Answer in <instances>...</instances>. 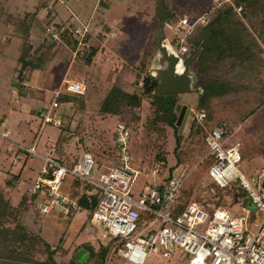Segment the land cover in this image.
<instances>
[{"label":"rangeland","instance_id":"rangeland-1","mask_svg":"<svg viewBox=\"0 0 264 264\" xmlns=\"http://www.w3.org/2000/svg\"><path fill=\"white\" fill-rule=\"evenodd\" d=\"M213 1L164 0L172 11L171 17L164 24V32L174 48L176 43L172 25L184 15L209 13L210 6L215 4ZM44 2L45 6L36 11L39 0H0V121L6 122L5 126L0 124V187L3 186V178L7 176V170L18 173L22 181L13 192L16 198L13 201L18 202L26 185L33 182L44 164L37 156L20 154V162L14 165L13 152L7 150L8 147L13 148L14 144L1 136L5 127L10 131L7 137L9 140L34 146L39 154H45L47 148L55 144L57 137L62 135L63 147L56 154L61 159L69 161L72 157H80L85 149L96 157L97 154L103 155L102 150L105 148L106 155L112 147L114 127L124 119L131 126L132 138L129 147L134 164L142 170L145 169L146 173L158 167L166 176L169 165L175 163L173 148L176 138L174 129L168 125H161L163 129L161 133H153L149 127H146V117L151 112L150 97L143 96L139 109L140 118L137 122L99 111L100 101L113 85H118L131 93H140L143 75L140 78L137 74L144 71L138 68L141 62H144L145 64L142 65L146 66L148 73V67L155 56L160 25L163 21L162 19L158 22L155 17L153 1L44 0ZM34 12L36 15L33 14ZM36 18L45 25L49 21L63 23L66 26L73 25L75 29H79L76 34L81 41V44L78 43L81 56L79 59H74V52L69 55V47L59 49L42 69L27 68L20 77L19 58L24 50L26 54L37 57L42 51L43 43L50 42L49 45L53 48L58 41L57 33L52 36V40L42 32L41 36L32 33L28 38L30 47H26V38L22 37L19 30L23 21L32 24ZM11 23H14L13 27H10ZM48 25L49 29H52L51 24ZM83 33H89L86 42L82 41ZM88 45L97 47L91 63H88L84 56ZM262 55L264 56V47ZM161 61L156 59L154 63L160 65ZM262 77L264 78V72ZM65 80L81 82L82 92L67 91ZM59 92L67 93L74 99L60 102L55 99ZM199 95V87L191 92L179 93L176 106L178 115L183 114L186 107L193 108ZM41 109L50 110L51 115L61 119L62 126L69 125L70 130H62V127L51 123L42 124V117L39 116ZM193 118L192 112L183 133L180 134L181 147L191 155L185 163V166L191 169L185 186L193 185L190 200L212 205L216 194L215 188L207 173L201 170L207 152L201 150L196 143L184 138ZM80 138L82 140L78 142ZM159 153L164 154L165 160L156 163L154 157ZM260 159L261 156L249 162H240L238 165L246 175H249L254 168L260 166ZM108 161L110 160H103L100 164ZM150 180L152 177L148 178L144 172L135 176L130 185L132 195L137 197L144 183ZM228 187L233 191L234 197L231 202L226 199V203L222 206L234 215H246L247 227L252 231L258 216L256 207L248 197L235 195L234 191L237 192L235 187L240 188L236 180ZM88 216L87 211L84 210L74 213L71 219L52 212L35 213L31 205L23 212L24 223L30 231L38 232L45 240L52 243L62 238L61 246L66 249L64 252L59 248L60 252L56 254L59 264H123L124 259L115 251L108 253L105 259L99 256L84 261L71 259L76 248L86 241H90L94 248L100 243L108 242L101 237L102 226L93 223ZM146 224L147 221L142 220L136 234L142 235L148 228ZM158 225V221L153 224L154 227ZM185 263L186 257H181L175 252L173 257L167 258L150 253L143 264Z\"/></svg>","mask_w":264,"mask_h":264},{"label":"trees","instance_id":"trees-1","mask_svg":"<svg viewBox=\"0 0 264 264\" xmlns=\"http://www.w3.org/2000/svg\"><path fill=\"white\" fill-rule=\"evenodd\" d=\"M150 1L154 3V13L158 22L164 18L168 20L171 17L172 11L164 0ZM44 6V0H39L36 11ZM33 14L36 15V12ZM22 23L19 32L23 38H26V47H30L28 38L32 33H37L38 36H41V32L43 35L47 34L49 40H52L53 33H57L58 41L53 48L50 47V42L43 43L42 51L37 57L26 54V50H24L21 58H19L21 62L20 77L27 68L30 70L42 69L44 64L52 59L59 49L69 47V55L71 56L74 52V59H79L81 56L78 49L81 41L74 32L75 27L73 25L66 26L63 23H50L49 21L45 25L37 18L32 24H26L25 21ZM48 24H51L52 29H49ZM13 26L14 23H11L10 27ZM88 39L89 33L84 34L82 41L86 42ZM187 43L189 49L195 50L201 45L198 60L193 65L197 75L195 88L199 87L200 89L198 101L193 109L196 113L203 112L204 117L202 121H198L196 117L193 118L184 138L196 143L201 150L207 152L206 159L201 165L202 172L207 173L214 160L213 155L209 154L205 136L215 127L223 128L225 135L232 132L226 146L236 141L239 143L241 162H249L264 155V78L262 77L264 72V56L262 55L264 47V0H229L210 6L207 22L196 25L192 34L188 36ZM96 52L97 47L87 46L84 56L88 63H91ZM142 64L145 63L141 62L138 69L145 73L139 72L137 74L140 78L143 75L140 93H131L118 85H113L100 101L99 111L123 116L127 120L131 119L133 122H137L140 118L139 109L143 96L150 97L151 112L146 117V127H149L153 133H161L163 131L161 125L164 124L174 129L176 138L173 148L175 163L169 165L168 175L175 167L186 165L185 163L191 157L190 153L188 154L181 147V135L178 134V126L175 124L178 117L176 111L179 100L178 94L153 93L158 80L149 75L146 66ZM55 99L65 102L74 98L67 93L59 92ZM122 122L127 125L131 133V126L128 121L124 119ZM59 127H62V130H70L67 124ZM238 134H240L239 137ZM68 138L67 140H70ZM81 140L80 138L78 142ZM63 143L64 139L62 135H59L54 144L56 152L62 149ZM106 152L107 149L104 148L102 150L103 155L97 154L96 162L100 164L103 160H111L116 163L114 142H112L111 150L105 155ZM154 160L156 163L165 160L164 154L159 153L154 157ZM60 161L67 163V160L61 158ZM160 174L164 175L163 170L160 171ZM21 181L18 173L7 170V176L3 178V186L0 187V264H59L56 254L60 252L59 248L64 252L66 249L61 246L62 238L58 242H49L38 232L30 231L24 223L23 212L27 206L31 205L35 213L38 211L34 203L35 195L30 197L24 189L18 202L13 201L16 199L13 192ZM185 184L186 181L181 189L175 213L184 209L190 201L193 185H187L191 187L188 189ZM215 186L217 185L213 184L216 194L212 206H222L226 203V199L228 202L233 200L234 195L231 188L218 186L216 188ZM87 187L89 186L85 181L73 178L70 181L68 194L78 202L80 211H87L88 217H90L97 205L99 195L97 191L84 193ZM235 190H237V192L234 191L235 195L247 197L241 188L235 187ZM73 214L71 213L67 217L71 219ZM147 217L146 214L142 213L139 217V223L146 220ZM118 243L117 239H110L105 244L100 243L98 247L95 246L94 248L90 241H86L80 247L88 254L87 260L93 256L105 259L108 253L115 251L114 248ZM77 250L78 248L72 253L71 259L79 261L75 255Z\"/></svg>","mask_w":264,"mask_h":264},{"label":"built area","instance_id":"built-area-1","mask_svg":"<svg viewBox=\"0 0 264 264\" xmlns=\"http://www.w3.org/2000/svg\"><path fill=\"white\" fill-rule=\"evenodd\" d=\"M225 1L229 0L213 2L216 5ZM207 20L208 12H205L184 15L172 25L177 54L185 58L190 50L188 36L198 23H206ZM64 83L69 92L83 90V84L78 80H65ZM190 109L194 117L202 121L204 113ZM39 116L42 124L62 125L61 119L53 117L48 109H41ZM0 124L5 126L6 122L0 121ZM9 134L5 127L1 136L14 144L13 148H7L13 152L14 165L20 162V154L37 156L44 162L33 182L25 187L30 197L35 195L37 210L62 216L80 211L78 202L69 196L68 190L73 178L85 181L89 187L84 193L97 191L99 195L90 219L102 226L103 239L119 241L114 250L124 259L123 264H143L150 253L167 258L173 257L175 252L186 257L185 264H264V155L260 166L246 175L238 165L241 162L239 143L236 141L226 146L232 132L225 135L223 128L215 127L205 136L209 154L214 157L207 176L220 188L237 181L258 212L252 231L247 227L246 215H234L224 206L190 200L184 209L175 213L181 189L191 169L185 165L178 166L164 176L158 167L146 173L145 169L134 165L129 150L131 133L124 122H118L113 131L116 163L110 160L98 164L89 150L64 163L57 156L54 144L47 148L45 154H39L34 146L12 142L7 138ZM142 172L152 180L144 183L143 189L134 197L130 185ZM142 213L148 216L145 220L148 228L141 235L136 232ZM156 221L159 222L158 227L153 226Z\"/></svg>","mask_w":264,"mask_h":264},{"label":"water","instance_id":"water-1","mask_svg":"<svg viewBox=\"0 0 264 264\" xmlns=\"http://www.w3.org/2000/svg\"><path fill=\"white\" fill-rule=\"evenodd\" d=\"M164 18L160 25V36L157 40V49L150 66L148 74L158 80V84L153 90L155 94H179L194 91L197 75L193 65L197 62L201 45L197 49H190L185 58L175 51L171 42L166 38L164 32ZM162 60L158 65L155 60ZM182 112V111H180ZM192 116L190 107H186L184 113H180L175 124L178 126V134L183 133L187 120ZM189 122V121H188ZM76 257L80 261L85 258L83 249H79Z\"/></svg>","mask_w":264,"mask_h":264},{"label":"crops","instance_id":"crops-1","mask_svg":"<svg viewBox=\"0 0 264 264\" xmlns=\"http://www.w3.org/2000/svg\"><path fill=\"white\" fill-rule=\"evenodd\" d=\"M84 222V221H83ZM64 247V246H63ZM72 246H70V248H71ZM65 248V247H64ZM78 249H83V248H81L80 246L78 247ZM84 250V249H83ZM84 252H85V250H84ZM87 257H88V254L85 252V258H84V260H86L87 259ZM83 260V261H84Z\"/></svg>","mask_w":264,"mask_h":264}]
</instances>
